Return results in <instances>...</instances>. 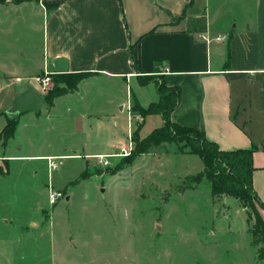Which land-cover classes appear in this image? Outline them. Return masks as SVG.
<instances>
[{"label":"crops","instance_id":"1","mask_svg":"<svg viewBox=\"0 0 264 264\" xmlns=\"http://www.w3.org/2000/svg\"><path fill=\"white\" fill-rule=\"evenodd\" d=\"M5 1L0 28L14 34V47L7 48L4 66L7 74L25 80L8 106L24 90L35 93L27 78L35 82L55 73L59 58L66 60V73H88L76 90L56 97L50 107L42 103L38 113L54 125L70 124L57 127L81 140L67 156L82 152L91 159L125 148L133 99L142 107L157 101L156 83L162 79L179 93L167 114L170 122L199 129L222 150L254 148L251 182L264 203V0ZM146 88L157 96L147 103L141 100ZM26 114L16 118L12 139L20 124L37 122ZM149 117L156 121L151 131L163 125L161 114H149L142 127ZM52 156L64 155L27 153L14 160Z\"/></svg>","mask_w":264,"mask_h":264},{"label":"rangeland","instance_id":"2","mask_svg":"<svg viewBox=\"0 0 264 264\" xmlns=\"http://www.w3.org/2000/svg\"><path fill=\"white\" fill-rule=\"evenodd\" d=\"M21 32L18 26L20 41ZM12 37L0 28V129L7 117L19 116H8L6 110L12 92L25 82L6 73ZM56 72L35 80L41 93L27 78L44 107L43 95L58 81L72 79L56 77ZM151 90L142 91V101L157 98ZM130 116L126 147L103 158L87 159L82 152L67 156L81 140L57 127L70 124L54 125L43 111L24 115L37 122L20 124L13 139L7 134L15 120L0 130V155H14L0 160V264H264L257 260L258 246L248 231L257 213L264 221L258 200H252L254 210L244 208L231 196L212 194L205 178L180 192L178 187L203 169L200 157L189 152L198 135L166 127L165 139L145 143L144 152L131 158L129 153L156 121L149 117L142 127L140 113L130 110ZM27 153L64 156H52L55 168L47 158L14 160ZM51 191L61 194L54 203Z\"/></svg>","mask_w":264,"mask_h":264},{"label":"trees","instance_id":"3","mask_svg":"<svg viewBox=\"0 0 264 264\" xmlns=\"http://www.w3.org/2000/svg\"><path fill=\"white\" fill-rule=\"evenodd\" d=\"M20 2L23 0H14ZM5 0H0V4H4ZM56 77H72L62 81H58L54 86L43 95V100L47 106H51L56 97L67 94L77 89L78 83L84 79L87 72L77 73H57ZM59 75V76H58ZM144 80H152L150 76H144ZM159 98L157 101L151 102L147 107L140 106L136 99H133L131 106L132 112H138L143 117L149 114H161L164 123L162 126L152 130L149 135L141 138L136 144L129 156L131 158L139 156L144 152L145 143L151 140L165 139L163 131L166 127H174L183 132H195L198 136L191 139V149L189 152L198 155L202 161L203 169L195 175L188 177L189 182L180 185L178 190L183 192L186 189L193 188L191 183L197 184L202 178L209 181L211 192L215 195H228L235 198L244 208H252L254 204L252 200H258L261 207L264 208V203L261 202L252 187L251 175L254 169L252 165V153L254 148H238L233 150H222L214 142L205 138L202 131L193 127H183L170 122L167 114L176 106L178 102L179 93L177 88H169L161 79L156 83ZM15 120L12 124L11 121ZM16 118L7 117V121L2 128V132L11 125L8 137L12 136L16 127ZM84 176L81 175L79 180ZM248 222L252 218L251 212L247 211ZM248 231L252 235V244L258 246L257 260L264 259V221L257 216L254 217V223L248 227Z\"/></svg>","mask_w":264,"mask_h":264},{"label":"water","instance_id":"4","mask_svg":"<svg viewBox=\"0 0 264 264\" xmlns=\"http://www.w3.org/2000/svg\"><path fill=\"white\" fill-rule=\"evenodd\" d=\"M67 69L66 60L59 58L55 61V70L58 72H65ZM42 106V100L39 99L32 91L24 90L14 96L10 106L6 110L8 116L20 114L23 112L32 111L39 113ZM100 192H103V188H100Z\"/></svg>","mask_w":264,"mask_h":264},{"label":"built area","instance_id":"5","mask_svg":"<svg viewBox=\"0 0 264 264\" xmlns=\"http://www.w3.org/2000/svg\"><path fill=\"white\" fill-rule=\"evenodd\" d=\"M36 79L39 80V78H36ZM16 80H17V79H16ZM46 80H47V79H42L41 82H44V83H45ZM124 153L128 154V152H126V151H125ZM97 158H103V156H97ZM47 159L49 160V165H50V167H51V168H55L56 164H55V162H54V158H53V157H48ZM60 196H61V194H60L59 192L51 191V192H50V195H49V197H50V202H51V203H54L55 200H56L57 198H59Z\"/></svg>","mask_w":264,"mask_h":264}]
</instances>
